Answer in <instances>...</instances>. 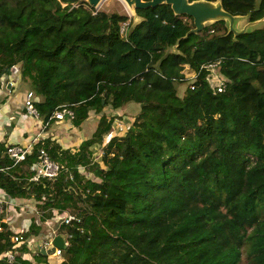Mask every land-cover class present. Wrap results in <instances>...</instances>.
<instances>
[{"label":"trees","instance_id":"obj_1","mask_svg":"<svg viewBox=\"0 0 264 264\" xmlns=\"http://www.w3.org/2000/svg\"><path fill=\"white\" fill-rule=\"evenodd\" d=\"M221 3L233 16L264 18V0ZM137 14L134 25L81 0H0V87L21 65L44 125L62 107L75 128L91 112L139 107L127 133L107 144L115 118L106 115L74 151L45 139L15 164L1 144L0 189L35 200L42 221L80 217L58 227L70 236L61 264H264V25L236 36L218 21L188 35L193 19L169 5ZM213 64L222 92L208 79ZM41 151L59 165L56 178L34 179ZM2 227L0 256L15 246ZM39 230L33 220L24 238ZM25 252L1 262L31 264Z\"/></svg>","mask_w":264,"mask_h":264},{"label":"crops","instance_id":"obj_2","mask_svg":"<svg viewBox=\"0 0 264 264\" xmlns=\"http://www.w3.org/2000/svg\"><path fill=\"white\" fill-rule=\"evenodd\" d=\"M20 71L21 65H18L12 70L11 76L3 77L1 81L0 145H26L32 140H37L39 142L45 139H51L59 143L63 148L74 151L85 140V138L80 135L82 134L79 132L81 128H75L71 122L67 120L56 122L49 128L44 129L41 120L30 116L24 108L27 92L30 89L21 80ZM38 100L41 99L37 98V101ZM90 126L91 125L84 129L86 136L94 134L98 123L97 126L94 125L91 129ZM77 132H79V134ZM107 143L108 141L105 144ZM94 148H99V150L102 151V148L99 146H95ZM6 198L8 204L3 219L5 220V225H7L13 233L11 242L15 235L25 236L33 220H35L40 229L38 235L30 236L26 238L24 242L14 246L16 254L20 255L21 248H24L26 252L21 254L22 258L29 261L31 264H61L63 260L48 255L43 249H40L43 240L49 238L54 230L59 232L58 225L56 224L57 214H54L53 218L50 220L42 221V214L39 213L40 211L37 208V202L35 200H13L9 199L7 196ZM41 250L42 253L44 252V255H48V258L46 262L38 263L36 255ZM4 255L5 254L0 256V262L2 261L1 258H4ZM56 259L57 262L52 263ZM0 264L3 263L1 262Z\"/></svg>","mask_w":264,"mask_h":264},{"label":"built area","instance_id":"obj_3","mask_svg":"<svg viewBox=\"0 0 264 264\" xmlns=\"http://www.w3.org/2000/svg\"><path fill=\"white\" fill-rule=\"evenodd\" d=\"M121 25H122L121 32L124 33L126 32V28L129 25V21L122 23ZM206 69L210 71L209 76L211 77H213V74H217V73L219 74L217 64L210 65L206 67ZM195 77H196V74H195ZM224 84H225V80L223 79V81L219 85H217L216 87H212V88L218 90L219 92H222L225 88ZM191 88L194 89L193 85L191 86ZM35 104H36V95L34 94V92L29 90L27 92V96L24 102V108L30 116L34 117L35 119L41 120L39 112L37 111ZM73 118H74L73 111L67 107H62L60 108V110L54 113L51 119L56 120V122H61L65 120L71 121ZM42 125L44 129H47L49 127V124L44 125L42 123ZM37 143H38L37 140H32L30 143L26 145H8L6 147V155L12 161H14L15 164H18L24 161L28 155L33 153L34 147ZM35 170L37 171V175L34 178L35 180L39 179L40 177L53 179V178H56L60 173L59 165L53 162L45 151H41L40 161L37 164ZM7 204H8V200L6 198V195L0 189V232L3 230L2 225L5 224V220L3 219V217L6 214ZM55 214H57L56 224L58 225V227L62 225L69 226V225H73L75 223L81 222L80 217L75 214H71V213L59 214L57 212H55ZM59 235H61V233L58 232L57 230H54L52 232V235L49 238H46L43 240V243L41 244L40 249H43L48 255L61 259L60 257L63 255V249L55 247L54 245V239ZM63 236L65 237V246L67 247L68 238L70 236L68 235H63ZM25 240L26 238H24V236L22 235H15L12 238V242L15 245L22 243ZM17 257L19 256L16 254V252L11 251V252L6 253L4 255V258H1V260L6 259L8 263H14Z\"/></svg>","mask_w":264,"mask_h":264},{"label":"water","instance_id":"obj_4","mask_svg":"<svg viewBox=\"0 0 264 264\" xmlns=\"http://www.w3.org/2000/svg\"><path fill=\"white\" fill-rule=\"evenodd\" d=\"M86 2L91 8L97 9L103 0H81ZM128 8L133 13V22L134 25L141 22V18L137 14V10L148 9V8H156L160 5L166 4L171 7L174 14L176 16H188L194 21V29L189 32L190 34H198L202 32L207 27L206 25L211 23L210 25L218 22L225 21L226 26L227 22L229 23V32L234 35L244 34L246 32H251L253 30L244 29L242 31L236 30V25L241 18L240 16H233L230 13L226 12L223 9L221 0L216 2H209L206 0L194 1L190 2L189 0H123ZM264 21L262 20L253 22V24L257 22ZM54 245L58 248H65V237L63 235H59L54 239ZM44 253V252H43Z\"/></svg>","mask_w":264,"mask_h":264},{"label":"rangeland","instance_id":"obj_5","mask_svg":"<svg viewBox=\"0 0 264 264\" xmlns=\"http://www.w3.org/2000/svg\"><path fill=\"white\" fill-rule=\"evenodd\" d=\"M40 5V3H38ZM97 11H103L108 14H118V15H127L128 17H131L133 19V13L128 8L126 3L123 0H103L100 6L96 9ZM211 23L207 24L206 26L210 25ZM264 25V21L257 22L253 24L252 21L249 20V18H241L239 22L236 25L237 31H242L244 29L247 30H255L257 28H260ZM227 27L229 28V23L227 22ZM183 74L187 79H194L195 78V72L189 68V66L184 67ZM224 77L219 76V74H213V77L209 76V80L212 87H216L223 81ZM189 84L187 83L185 86L179 87L178 95L180 97H183L185 94L186 89L188 88ZM139 114V107L135 104L128 105L124 109H121L119 111H111L109 109H105L104 112L100 115L95 114L94 112L90 113L89 120L86 121L83 126L80 129V134L83 138L90 139L93 134H90L89 136H86L85 127L90 126V129L95 125L97 126V123L99 122V119L102 115H106L108 119L115 118V122L113 124V131L111 134L105 137L104 144L109 141L113 137H123L128 129L131 127V125L134 123L135 118ZM72 124V122H71ZM97 129V128H96ZM96 131V130H95ZM79 132H77L79 134ZM95 159L96 161L100 160V157L102 155V151L99 150V148L95 149ZM52 253V252H51ZM61 260L65 259L64 252L63 255L60 257ZM57 259L52 262L56 263Z\"/></svg>","mask_w":264,"mask_h":264},{"label":"clouds","instance_id":"obj_6","mask_svg":"<svg viewBox=\"0 0 264 264\" xmlns=\"http://www.w3.org/2000/svg\"><path fill=\"white\" fill-rule=\"evenodd\" d=\"M61 235H63V234H61Z\"/></svg>","mask_w":264,"mask_h":264}]
</instances>
